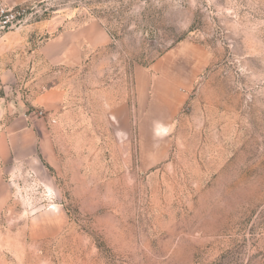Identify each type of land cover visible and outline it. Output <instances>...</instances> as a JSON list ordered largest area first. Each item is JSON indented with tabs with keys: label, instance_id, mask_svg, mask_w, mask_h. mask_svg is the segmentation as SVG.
Masks as SVG:
<instances>
[{
	"label": "rangeland",
	"instance_id": "374dc122",
	"mask_svg": "<svg viewBox=\"0 0 264 264\" xmlns=\"http://www.w3.org/2000/svg\"><path fill=\"white\" fill-rule=\"evenodd\" d=\"M36 4L32 50L55 16L110 41L1 57L0 264H264V0ZM57 84L58 111L34 104Z\"/></svg>",
	"mask_w": 264,
	"mask_h": 264
},
{
	"label": "crops",
	"instance_id": "0c3cea01",
	"mask_svg": "<svg viewBox=\"0 0 264 264\" xmlns=\"http://www.w3.org/2000/svg\"><path fill=\"white\" fill-rule=\"evenodd\" d=\"M37 0H0V6L17 7L30 5ZM33 26L34 32L50 33L47 38L41 40L38 48L32 50L31 43L38 38L35 33L24 34L21 31H9L0 35V80L3 84H15L19 82L20 63L8 64L7 61L1 63V57L16 55L21 58V52H27L30 62L42 61L51 67L75 66L92 51L106 46L110 39L103 25L97 20H90L81 27L67 26L57 32V16L47 20V23ZM32 27H28L31 30ZM24 40L27 44H23ZM30 42V43H29ZM37 42V40H36ZM34 42V43H36ZM21 50V51H20ZM27 50V51H26ZM27 57V54L22 56ZM35 60V61H34ZM21 61V60H18ZM65 97L64 89L57 86L47 89L45 92L34 97V104L50 110L58 111L63 104ZM55 113V112H54Z\"/></svg>",
	"mask_w": 264,
	"mask_h": 264
},
{
	"label": "built area",
	"instance_id": "2783aa9c",
	"mask_svg": "<svg viewBox=\"0 0 264 264\" xmlns=\"http://www.w3.org/2000/svg\"><path fill=\"white\" fill-rule=\"evenodd\" d=\"M36 2L17 7L0 6V30H19L30 23L38 12Z\"/></svg>",
	"mask_w": 264,
	"mask_h": 264
}]
</instances>
